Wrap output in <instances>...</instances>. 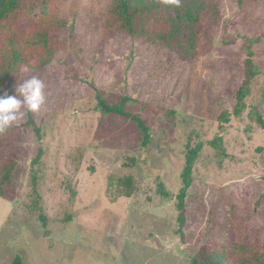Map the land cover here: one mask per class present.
Masks as SVG:
<instances>
[{"label":"rangeland","instance_id":"rangeland-1","mask_svg":"<svg viewBox=\"0 0 264 264\" xmlns=\"http://www.w3.org/2000/svg\"><path fill=\"white\" fill-rule=\"evenodd\" d=\"M213 1L219 22L201 24L188 61L109 31L112 0L60 6L61 49L15 83L40 79L45 103L21 108L0 134V181L16 154L0 185V264H191L208 242L264 244V1ZM30 115L40 138L25 125ZM133 118L147 128L146 147ZM197 144L180 225V175Z\"/></svg>","mask_w":264,"mask_h":264},{"label":"trees","instance_id":"trees-1","mask_svg":"<svg viewBox=\"0 0 264 264\" xmlns=\"http://www.w3.org/2000/svg\"><path fill=\"white\" fill-rule=\"evenodd\" d=\"M66 0H0V95H14L15 83L23 69L37 70L51 63L61 49L58 32L64 27L59 19V8ZM264 1V0H263ZM220 13L213 0H112L105 26L109 31L140 39L148 44L162 45L183 60H192L198 47V29L205 20L218 24ZM254 72L247 70V79L236 98L233 114L239 116L249 80ZM104 112L127 116L118 107L108 108L99 100ZM224 112L220 120L228 121ZM142 134V146L146 147L149 134L144 123L133 118ZM26 126L40 138V130L30 115ZM221 139L216 138L211 146L221 152ZM202 149L201 144L187 147L185 163L180 178L182 187L176 195L178 220L184 223V200L192 183V171ZM38 150L33 162H38ZM16 154L11 153L8 164L3 165L4 175L0 185L8 183L15 166ZM125 186H131L126 178ZM3 191L0 188V197ZM130 192L125 194L126 197ZM163 195H166L163 192ZM43 225L45 224L42 219ZM191 264H264V244L240 245L233 241L226 244L208 242L191 258ZM11 264H23L16 256Z\"/></svg>","mask_w":264,"mask_h":264},{"label":"clouds","instance_id":"clouds-1","mask_svg":"<svg viewBox=\"0 0 264 264\" xmlns=\"http://www.w3.org/2000/svg\"><path fill=\"white\" fill-rule=\"evenodd\" d=\"M43 89V82L33 77L20 84L14 95H0V134L6 132L18 120L21 108L31 112L41 108L45 103Z\"/></svg>","mask_w":264,"mask_h":264}]
</instances>
